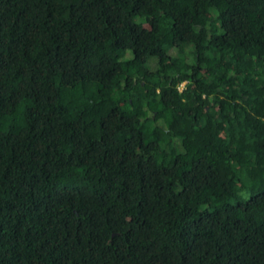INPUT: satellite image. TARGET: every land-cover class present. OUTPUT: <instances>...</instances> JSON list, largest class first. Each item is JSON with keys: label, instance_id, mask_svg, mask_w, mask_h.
Returning <instances> with one entry per match:
<instances>
[{"label": "trees", "instance_id": "1", "mask_svg": "<svg viewBox=\"0 0 264 264\" xmlns=\"http://www.w3.org/2000/svg\"><path fill=\"white\" fill-rule=\"evenodd\" d=\"M0 264H264V0H0Z\"/></svg>", "mask_w": 264, "mask_h": 264}, {"label": "rangeland", "instance_id": "2", "mask_svg": "<svg viewBox=\"0 0 264 264\" xmlns=\"http://www.w3.org/2000/svg\"><path fill=\"white\" fill-rule=\"evenodd\" d=\"M183 86V85H182ZM182 86H181V89H182Z\"/></svg>", "mask_w": 264, "mask_h": 264}]
</instances>
